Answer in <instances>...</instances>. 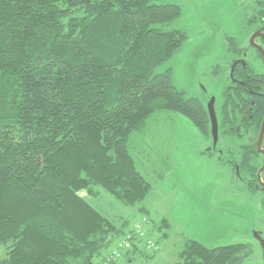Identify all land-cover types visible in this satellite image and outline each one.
Masks as SVG:
<instances>
[{"label":"trees","instance_id":"1","mask_svg":"<svg viewBox=\"0 0 264 264\" xmlns=\"http://www.w3.org/2000/svg\"><path fill=\"white\" fill-rule=\"evenodd\" d=\"M241 5L250 33L264 27V0ZM180 14L171 0H0V264H102L124 231L90 199L104 191L133 206L151 186L130 151L133 134L167 110L211 137L204 99L175 86L174 66L160 70L189 39L171 26ZM226 41L246 62L233 70L226 61L215 109L218 141L236 146L237 132L262 123L264 86L252 85V72L253 60L264 63L249 44ZM254 152L239 155L250 158L253 175ZM139 240L124 263L110 264L143 254ZM181 246L175 264L254 256L243 242L212 247L187 238Z\"/></svg>","mask_w":264,"mask_h":264},{"label":"rangeland","instance_id":"2","mask_svg":"<svg viewBox=\"0 0 264 264\" xmlns=\"http://www.w3.org/2000/svg\"><path fill=\"white\" fill-rule=\"evenodd\" d=\"M171 1L181 9L171 26L187 31L189 39L160 70L174 66L176 87L189 95H199L206 106L210 97L215 98L214 109L219 110L220 93L226 83L224 67L233 57L226 48V38L232 37L237 47L249 44L251 28L244 25L240 11L241 4L249 0ZM206 144L192 121L176 111L153 113L145 130L133 134L130 151L151 186L144 199L133 206L104 191L90 199L124 231L102 264L114 259L124 263V253L137 239L144 253L135 252L127 264H175L187 238L212 247L237 242L253 246L252 231L264 218L258 198L250 196L251 200L225 187L226 177L216 158L203 152ZM81 194L86 195L84 191ZM246 199L251 200V207L232 204L248 203ZM140 225L141 235L137 232ZM3 256L5 247L0 245ZM254 260L255 254L244 264Z\"/></svg>","mask_w":264,"mask_h":264},{"label":"flooded vegetation","instance_id":"3","mask_svg":"<svg viewBox=\"0 0 264 264\" xmlns=\"http://www.w3.org/2000/svg\"><path fill=\"white\" fill-rule=\"evenodd\" d=\"M261 29L264 33V27H261ZM261 39H264V36L255 38V42L259 46L261 45L260 42ZM249 44L250 47L258 51L260 55V60L264 63L260 51L257 50L250 42ZM251 53L252 50L250 51V54ZM230 60H231L230 69L232 68L234 70L235 66H240V65L246 66V62L244 61V58L242 56L232 57L230 58ZM253 62H254V66H253L254 70L252 73L255 74L256 76L252 77V81H253L252 85L256 86V88H260V86H264V66L262 68L261 67L262 65L256 60H253ZM232 81L233 83H240L246 86L243 80L232 78ZM261 93L262 92L258 90L252 92V94L258 96L261 95ZM260 127L258 130H254V131L243 130L242 132H237L236 139L232 141L235 142L236 146H234L233 144L231 145V142L229 143V142L218 141L219 132L215 146L212 143V136L209 139L204 138L207 144L203 152L209 158L210 157L216 158L218 163L217 165H219L218 167L220 171L223 170L224 172L223 176L226 177L224 181L225 187H227L231 191V193H238L242 197L252 196L258 198L257 200L260 205L258 209L260 210V213L264 215V169H263L264 168V132L262 137H260L259 139L261 132ZM253 150L256 152V153L254 152L253 154L254 158L256 157L255 160L257 159L258 161L256 162V164L258 165L256 171L254 172V175H253V165L250 162V158L248 156H244L243 159L239 158V155L243 156L250 151L253 153ZM231 199L233 200L234 198L231 197ZM251 200L254 199L251 198ZM251 200L248 201L246 199L248 203L232 202V204L237 208L251 207L250 206ZM262 220H263L262 224H260L257 229L255 228L252 231L253 254H255V260L254 263L252 264H264L263 247H262V243L260 242V239L264 241V218H262ZM253 232H256L257 238L255 237Z\"/></svg>","mask_w":264,"mask_h":264},{"label":"water","instance_id":"4","mask_svg":"<svg viewBox=\"0 0 264 264\" xmlns=\"http://www.w3.org/2000/svg\"><path fill=\"white\" fill-rule=\"evenodd\" d=\"M261 36H264V33L261 30H258V31H255L253 32L251 35H250V43L257 49L260 51L261 53V56L263 57V60H264V50L263 48H261L256 42H255V38L256 37H261ZM214 101H215V98L213 97H210L209 101H208V104L206 106V109H208V115H209V120H210V132H211V136H212V143L214 144V146L216 145V141H217V138H218V120L216 119V110L214 109ZM264 118V116H263ZM261 129V132H260V136H259V139L260 137H262L263 135V132H264V119H263V122H262V125L260 127ZM264 169V168H263ZM258 174H259V171H258ZM253 234L255 235V237L257 238V234L256 232H253ZM259 239V238H258ZM260 242L262 243V247H263V254H264V241L262 239H260Z\"/></svg>","mask_w":264,"mask_h":264},{"label":"built area","instance_id":"5","mask_svg":"<svg viewBox=\"0 0 264 264\" xmlns=\"http://www.w3.org/2000/svg\"><path fill=\"white\" fill-rule=\"evenodd\" d=\"M143 231L142 225L138 226L137 232L141 235V232ZM151 245V242H150ZM114 253V252H113Z\"/></svg>","mask_w":264,"mask_h":264}]
</instances>
